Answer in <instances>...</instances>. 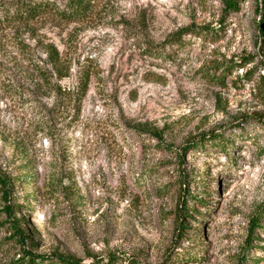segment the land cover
<instances>
[{
	"label": "rangeland",
	"instance_id": "rangeland-1",
	"mask_svg": "<svg viewBox=\"0 0 264 264\" xmlns=\"http://www.w3.org/2000/svg\"><path fill=\"white\" fill-rule=\"evenodd\" d=\"M22 1L0 0V264H264V0Z\"/></svg>",
	"mask_w": 264,
	"mask_h": 264
},
{
	"label": "trees",
	"instance_id": "trees-1",
	"mask_svg": "<svg viewBox=\"0 0 264 264\" xmlns=\"http://www.w3.org/2000/svg\"><path fill=\"white\" fill-rule=\"evenodd\" d=\"M226 5L229 9H235L236 5L234 0H229L226 2ZM54 4L47 0H34L32 2L30 1H22L12 12V17L17 18L23 21H33L34 18L40 16L41 14L53 9ZM67 6L63 10H59V14H61L62 17L68 18V19H74L77 17H81L86 14L88 7L86 6V3L83 0H68ZM188 31L191 32L190 29L182 28L177 30L176 33L172 34L168 37L167 42L171 44H177L178 41L182 38L183 34L187 33ZM264 29L261 27V33H263ZM47 55L49 59V63L52 66L54 76H56L57 81L64 79L68 77V71L67 68L64 67V62L62 61V58L60 55H58V52L55 48L52 46H49L47 49ZM160 52L154 53V56H160ZM247 63L246 60H243L241 64ZM233 64H227L225 65L226 68H229ZM224 67V68H225ZM251 73V71H249ZM248 72V73H249ZM247 73V72H246ZM84 76L79 80L76 87L68 92V96L73 104V112L75 114L79 111L81 102L83 98L85 97V93L87 91L88 87V81H89V75L87 73L83 74ZM212 77L217 81L221 82L222 77L215 78L214 75ZM152 133L155 135V131H152ZM0 188L3 191V194L5 193V189H7V180L0 174ZM13 208L12 206H7L6 212L12 215ZM262 217H264V206L261 209ZM9 221H11L10 229L12 231L11 236H9L7 239H15L21 237L23 235L22 231L19 228L18 222L15 220V218H11ZM260 219L255 218L252 222L249 231L250 233L253 232V228L259 225ZM44 261H48L53 264H81L78 260H75L69 256H65L62 254L56 255V256H50L47 257L45 255H35L31 254L29 252H25L21 259H18V262L21 264H43Z\"/></svg>",
	"mask_w": 264,
	"mask_h": 264
}]
</instances>
